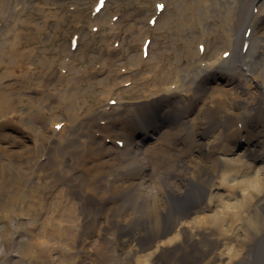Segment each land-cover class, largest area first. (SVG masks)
Masks as SVG:
<instances>
[{
	"label": "bare ground",
	"instance_id": "6f19581e",
	"mask_svg": "<svg viewBox=\"0 0 264 264\" xmlns=\"http://www.w3.org/2000/svg\"><path fill=\"white\" fill-rule=\"evenodd\" d=\"M31 1L0 0V201L11 196L18 212L5 219L26 228L15 258L53 264L57 249L67 264L106 251L127 264H264V0H164L178 14L156 10L154 27L194 16L204 32L176 63L159 53L150 75L136 67L142 81L127 89L132 63L118 72L93 59L109 72L98 80L67 45L38 48ZM44 20H55L53 44L67 18ZM40 224H58L72 248L32 243Z\"/></svg>",
	"mask_w": 264,
	"mask_h": 264
},
{
	"label": "rangeland",
	"instance_id": "374dc122",
	"mask_svg": "<svg viewBox=\"0 0 264 264\" xmlns=\"http://www.w3.org/2000/svg\"><path fill=\"white\" fill-rule=\"evenodd\" d=\"M23 1L25 3L27 0ZM96 1L97 0H60L61 4L57 5L50 0H35L34 2H29L27 5H25V8L29 12V14L31 12L37 14L40 24L39 27H35L31 24V28H35V32L43 35L35 45L38 48L44 49L46 54H56L58 52V49L63 52L65 49L64 46L67 45L66 48H70L72 50V53L74 54V62L81 63V66L83 68L92 67L90 68L93 70V75H91V78H96L98 80L107 76L106 74L109 72H99V64H95L96 66H87L88 63H94L93 59H98L95 63H115V70H117L118 72H120L119 65L123 63H132L128 68L132 69L131 76H127V74L124 73L126 77L120 79L121 87L124 89L136 87V84H133V80H138L137 82L141 83L142 78L140 76H136V67L143 68L144 75H150L152 70L149 68V66H151L149 65V63L151 61L154 62V60H156L154 56L159 53H163L166 63H176L180 57H185L184 55L186 54V49L190 48L192 45L195 46V37H197L198 34H203L204 32V29L202 30L195 26L197 18L194 16L186 18L184 17V24L176 23L169 26L167 23L159 22L158 25L154 27L157 23V21H155L156 10H159L161 12L163 9H166L167 11H165V17H174L176 14H178V7L176 3H171L170 5H168V3L164 0H105L104 4H106V7L103 4V8L100 10L101 12H97L95 11L94 7ZM188 1L189 5L195 2L193 0ZM64 4L65 6H63ZM39 6L42 7L44 11H36L35 7L37 9H40ZM62 7H65L66 10H63ZM54 11H57L59 17L66 16L67 21L65 25H67V31L61 29L59 32H57L56 40L52 44L50 42V39L55 37L51 36L55 31V20L45 21L44 19L48 17V13ZM61 13L65 14L61 15ZM92 13H100L97 18L100 22L93 27H91V23H94V21L89 22L88 20V16H90V14ZM184 13H187L188 15L189 12L184 11ZM109 21H111V23L114 22L112 26L114 28H117L116 37L111 36V38L108 35ZM117 21H119V26H117ZM46 22H50V25L47 26V28L43 27ZM151 27H153L154 30ZM209 28H212V26ZM218 29L222 30L219 26ZM142 30L143 32L140 33ZM80 33L82 37L80 44H78V42L75 43V39L77 37L80 38ZM105 36H107V38L109 39V45L104 43ZM45 43H47V45ZM142 44L144 46V49L143 47H140ZM147 45H150L151 55L147 53L148 50L146 51ZM221 49H224V47H222ZM134 56H136L137 58L133 59ZM25 61H27V59ZM35 63L39 62L36 60ZM96 68L97 70H94ZM110 75H115L114 71L113 74ZM89 83V80H87L85 82V85L88 86L90 85ZM110 83L111 80L106 81V84H108V86H110ZM111 96L112 95H109L108 98ZM108 102L110 104H113L116 102V100L110 99L108 100ZM161 132L162 131H160V133ZM151 140V137H145L142 140L143 144H141V147L146 148V146L149 145L148 142ZM122 145L123 144H120V146ZM178 153L179 149H174L171 151V155H173V158L175 160L177 159ZM173 165L176 166V164ZM133 170V172H135V169ZM129 172L131 173V169L129 170ZM144 173L145 172L143 171V174ZM142 178L146 179L148 178V176L145 175ZM56 200V203H58L57 207L59 208V206L61 205V200ZM10 205L11 196L7 194L0 201V264H5V262L6 264H32L27 263L28 260H23V262H20V258H15L19 255L21 256V254H17L19 251V247L22 245L19 244L21 243V238L18 237L20 235L19 231H25L26 228L19 227V224L11 225L5 219V214L9 213L12 208H15V210H17V205L15 207H11ZM44 217H42V219ZM42 219L40 218L39 221H41ZM61 229L62 227H58V224H40L36 226V228L34 227V225H30L29 231L33 233V236L35 234V238H31L30 240L32 241V243L33 241L35 243L47 242L54 247L60 248L65 243H67V245H70V247L72 248L71 243L73 242V239L69 236L68 233H65L61 236ZM14 239L15 242L13 241ZM23 239L25 240V238ZM26 253V257L27 259H29L28 256L31 251L26 249ZM51 257H54L53 264H67L68 262L66 259L63 261L57 249L53 251ZM89 260L91 262L88 264H127L124 258H117V256H115L112 251H106L104 253V256L101 257H97L95 255L92 259Z\"/></svg>",
	"mask_w": 264,
	"mask_h": 264
}]
</instances>
